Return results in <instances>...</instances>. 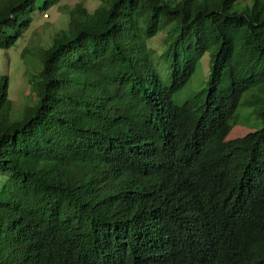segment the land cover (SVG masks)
<instances>
[{
  "label": "trees",
  "instance_id": "trees-1",
  "mask_svg": "<svg viewBox=\"0 0 264 264\" xmlns=\"http://www.w3.org/2000/svg\"><path fill=\"white\" fill-rule=\"evenodd\" d=\"M61 1L0 0V50ZM238 1L75 5L15 120L0 75V264H264V0ZM214 46L207 89L175 104ZM240 107L263 127L227 140Z\"/></svg>",
  "mask_w": 264,
  "mask_h": 264
},
{
  "label": "rangeland",
  "instance_id": "rangeland-1",
  "mask_svg": "<svg viewBox=\"0 0 264 264\" xmlns=\"http://www.w3.org/2000/svg\"><path fill=\"white\" fill-rule=\"evenodd\" d=\"M40 4L45 0H40ZM107 0H62L60 4L51 7L47 12L37 11L31 27L25 32L18 43L9 50H0V75L10 78L9 99L13 106L10 118L13 120L21 117L29 106L38 102L36 93L32 91V80L38 79L44 65V52L52 47L53 39L60 31L67 30L70 15L67 12L77 4H83L88 11L95 12ZM252 0H239L235 4L234 12H243L251 7ZM171 29V28H170ZM169 42H172L177 33H171ZM166 32L148 42V46L155 51L154 67L161 76L165 85L171 83V61L164 57ZM219 50L218 46L212 47L205 53L199 62L197 70L191 81L173 97V102L180 105L191 99L194 95L207 89L211 77L214 58ZM35 87V85H34ZM250 96L245 94L244 99ZM239 119L236 127L231 131L227 140L246 136L263 127V123L253 113V109L240 107Z\"/></svg>",
  "mask_w": 264,
  "mask_h": 264
}]
</instances>
